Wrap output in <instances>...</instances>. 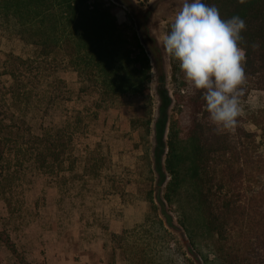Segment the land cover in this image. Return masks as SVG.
I'll use <instances>...</instances> for the list:
<instances>
[{
  "label": "rangeland",
  "instance_id": "obj_1",
  "mask_svg": "<svg viewBox=\"0 0 264 264\" xmlns=\"http://www.w3.org/2000/svg\"><path fill=\"white\" fill-rule=\"evenodd\" d=\"M112 1L120 8L118 22L138 34L150 58L149 125L139 98L100 104L93 92L80 91L73 72L60 73L65 89L40 81L30 73L31 47L0 31V88L12 91L0 112L19 108L25 120L19 135L3 138L0 264H124L111 235L126 230L139 237L138 226L154 212L172 237L162 249L177 261L206 264L211 254L214 240L198 236L189 244L176 207L163 199L167 128L176 117L173 81L180 71L163 37L183 0H152L146 8L143 0ZM240 102L246 130H258L263 141L264 99L250 90Z\"/></svg>",
  "mask_w": 264,
  "mask_h": 264
},
{
  "label": "trees",
  "instance_id": "obj_2",
  "mask_svg": "<svg viewBox=\"0 0 264 264\" xmlns=\"http://www.w3.org/2000/svg\"><path fill=\"white\" fill-rule=\"evenodd\" d=\"M202 2L217 7L222 19L244 20L238 42L245 73L240 99L250 90L264 99V0ZM119 10L112 0H0V31L31 47L35 61L30 73L40 81L65 89L60 73L73 72L80 91L93 92L100 104L139 98L149 125L152 65L138 34L118 22ZM180 71L173 81L176 117L166 135L164 202L176 207L189 244L195 246L198 236L214 240L206 264H264V124L263 141L258 130H246L241 114L234 128L218 129L204 108L202 90ZM10 94L8 86H1L0 101ZM4 111L0 163L3 138L19 135L25 125L19 108ZM166 123L167 117L162 132ZM138 227L139 237L126 230L111 235L124 264L189 262L162 249L172 237L156 212L145 215Z\"/></svg>",
  "mask_w": 264,
  "mask_h": 264
},
{
  "label": "clouds",
  "instance_id": "obj_3",
  "mask_svg": "<svg viewBox=\"0 0 264 264\" xmlns=\"http://www.w3.org/2000/svg\"><path fill=\"white\" fill-rule=\"evenodd\" d=\"M143 2L145 8L152 4V0ZM244 29L245 22L239 16L222 19L214 5L183 0L163 37L165 52L179 62L185 81L202 90L204 108L222 130L234 128L242 111L244 52L238 42Z\"/></svg>",
  "mask_w": 264,
  "mask_h": 264
}]
</instances>
